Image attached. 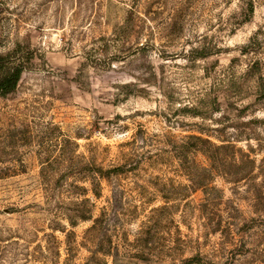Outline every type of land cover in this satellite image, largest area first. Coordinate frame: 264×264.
<instances>
[{
  "label": "rangeland",
  "instance_id": "374dc122",
  "mask_svg": "<svg viewBox=\"0 0 264 264\" xmlns=\"http://www.w3.org/2000/svg\"><path fill=\"white\" fill-rule=\"evenodd\" d=\"M18 44L0 264H264V0H0Z\"/></svg>",
  "mask_w": 264,
  "mask_h": 264
},
{
  "label": "trees",
  "instance_id": "16d2710c",
  "mask_svg": "<svg viewBox=\"0 0 264 264\" xmlns=\"http://www.w3.org/2000/svg\"><path fill=\"white\" fill-rule=\"evenodd\" d=\"M31 62L32 57L20 44L15 50L0 55V97H7L16 91L23 73L32 65Z\"/></svg>",
  "mask_w": 264,
  "mask_h": 264
}]
</instances>
